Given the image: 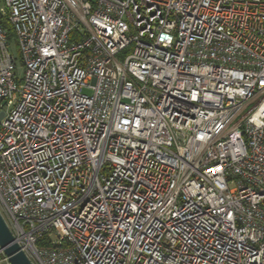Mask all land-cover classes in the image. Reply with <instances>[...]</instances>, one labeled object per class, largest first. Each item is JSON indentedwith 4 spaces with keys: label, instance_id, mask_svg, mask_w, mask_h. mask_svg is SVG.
<instances>
[{
    "label": "built area",
    "instance_id": "obj_1",
    "mask_svg": "<svg viewBox=\"0 0 264 264\" xmlns=\"http://www.w3.org/2000/svg\"><path fill=\"white\" fill-rule=\"evenodd\" d=\"M0 110L33 264H264V0H0Z\"/></svg>",
    "mask_w": 264,
    "mask_h": 264
},
{
    "label": "water",
    "instance_id": "obj_2",
    "mask_svg": "<svg viewBox=\"0 0 264 264\" xmlns=\"http://www.w3.org/2000/svg\"><path fill=\"white\" fill-rule=\"evenodd\" d=\"M3 114H0V117ZM0 248L4 250L10 264H33L16 242L10 228L0 212Z\"/></svg>",
    "mask_w": 264,
    "mask_h": 264
},
{
    "label": "rangeland",
    "instance_id": "obj_3",
    "mask_svg": "<svg viewBox=\"0 0 264 264\" xmlns=\"http://www.w3.org/2000/svg\"><path fill=\"white\" fill-rule=\"evenodd\" d=\"M19 65H21L20 61H19ZM85 92H88V91H85ZM0 113H1V110H0Z\"/></svg>",
    "mask_w": 264,
    "mask_h": 264
}]
</instances>
